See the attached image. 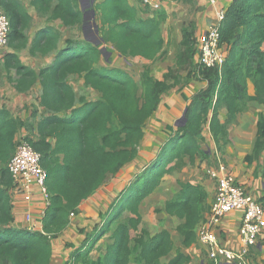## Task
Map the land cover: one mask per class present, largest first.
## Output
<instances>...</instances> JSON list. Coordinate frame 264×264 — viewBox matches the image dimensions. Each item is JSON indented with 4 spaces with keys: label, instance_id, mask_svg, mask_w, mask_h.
<instances>
[{
    "label": "trees",
    "instance_id": "16d2710c",
    "mask_svg": "<svg viewBox=\"0 0 264 264\" xmlns=\"http://www.w3.org/2000/svg\"><path fill=\"white\" fill-rule=\"evenodd\" d=\"M29 4L46 21L82 27L80 0H29ZM0 7L10 22L8 46L12 49L1 53L0 69L8 73L14 70L17 77L8 76V80L17 92H26L39 81V103L46 112L37 122L35 138L16 139L26 122L0 109V264H58L54 241L79 212V205L137 158L145 121L163 94L182 82V71H186L183 82L190 78L207 82L190 98L184 97L188 101L185 124L166 126L169 138L156 157L113 197L106 211L98 213L100 224L95 222L80 246L73 249V243H64L73 250L63 264L188 263L190 257L180 248L166 259L174 245L171 233L167 229L150 233L143 226L140 206L166 174L179 172L196 156L205 154L200 142L206 123L216 149L221 151L229 143L228 126L246 110L247 103L253 100L264 106V0H232L224 10L219 24V46L224 52L220 68L194 63L198 50L193 25L189 24L182 28L174 65L163 78L153 77L145 66L139 81L119 67L96 66L104 57L100 44L65 37L59 45L62 35L52 24L46 22L30 36L32 16L21 0H1ZM92 8L108 50L125 59L154 61L163 55L159 19L139 17L128 0H96ZM24 49L30 56L51 54V64L33 69L18 55ZM71 74L82 76L84 85L98 91L100 97H77L68 82ZM248 82L254 95L248 94ZM222 107L227 113L223 122L219 119ZM256 128L257 140L253 154L246 157L248 162L264 152L263 113ZM20 139L40 154L46 171L49 203L42 217L34 220L41 223V230L12 226L14 194H19L7 162ZM262 163L264 179V156ZM179 186L180 190L165 201L164 211L181 220L177 229L181 245L189 247L196 242V227L208 208L206 192L192 183L179 182ZM257 200L264 205V197ZM108 235L110 242L94 259L91 252Z\"/></svg>",
    "mask_w": 264,
    "mask_h": 264
},
{
    "label": "crops",
    "instance_id": "0c3cea01",
    "mask_svg": "<svg viewBox=\"0 0 264 264\" xmlns=\"http://www.w3.org/2000/svg\"><path fill=\"white\" fill-rule=\"evenodd\" d=\"M28 13L32 16L30 36L37 29L42 27L46 22L52 24L62 35L59 45H62L65 36L66 27L59 20L52 22L46 21V17H40L36 14L33 7L29 4V0H21ZM232 0H219L218 8L226 9ZM130 5L137 9V14L141 18L152 17L159 19V26L163 39V55H160L154 61L146 60L142 57H134L125 59L124 57L112 55L113 66L119 67L117 64L118 57L124 60V64L128 68L125 71L131 73L134 59L140 64H145L150 69V74L158 79H162L169 67L174 65V56L177 48L182 40V28L193 25L194 37L196 38L195 47L198 48L203 31L209 23L215 19V7L207 0H165L158 13L140 11L144 6L139 0H128ZM150 11V10H149ZM68 28V27H67ZM12 51L9 47L5 51ZM26 52V53H25ZM109 53L114 51L109 50ZM116 53V52H115ZM114 53V54H115ZM22 62L31 66L33 69L45 67L51 64L52 55L46 56H30L27 50H22V54L18 52ZM105 62H109L106 55L100 59L96 66H104ZM197 62L195 55L194 63ZM120 68V67H119ZM123 69V68H121ZM186 71L180 72L183 78ZM8 76L15 79L17 76L14 70L9 73L0 69V109L5 108L13 117L21 118L26 122V126L22 127L16 135V139L20 136L36 137V126L39 119L46 114L45 108L40 105L41 85L36 81L32 88L26 92H17L13 84L9 82ZM68 82L73 87L77 97L85 96L86 100H96L100 97V93L92 88L86 87L82 76L69 75ZM207 86L206 81H198L190 78L187 82H180L174 87L167 90L157 106V109L145 121L143 128V138L139 146L137 158L130 164L123 167L111 181L99 188L92 196L84 200L79 205V212L73 215L71 223L64 229L62 234L54 241L55 260L58 264H63L67 260L69 253L81 245L85 235L91 233L95 222L100 224L98 213L106 211L113 197L119 193L131 179L142 171L156 157L158 151L169 138L166 133V126H176V121L181 117L182 112L188 101L184 97L190 98L194 93ZM248 94L254 95V87L248 82ZM260 113L264 114V106L256 101H249L247 108L239 113L236 120L228 126L227 143L221 151H218L212 140L209 125L206 123L202 128L203 140L200 142V150L204 151L203 156H196L193 163H188L179 172L166 174L159 182L155 190L147 196L141 203L140 213L143 218V226L152 234L160 229L170 231L174 245L170 255L166 259L171 258L175 254V250L180 248L181 251L190 257V261L185 264H230L225 261L213 262L207 255L206 248L198 240V229L209 215L210 206L213 202L214 192L216 188V177L222 175L233 176L239 184L244 185L252 193L254 198L260 199L264 197V179L263 172V156L262 152L258 158L251 162L246 160L247 156L253 154L254 145L257 140L256 123ZM34 117H33V115ZM220 121L227 119L225 107L219 109ZM215 175V176H214ZM179 182L192 183L200 185L206 192L207 210L202 222L196 227V242L189 247L181 245V237L178 232V226L181 220L175 216H170L164 211V203L171 199L179 190ZM13 214L14 228L20 229L27 226L24 215L30 211L34 220H39L40 209L43 204L39 192H35L31 204H26L21 197L15 195ZM156 209H159L157 212ZM242 220V212L232 210L228 212L215 227L219 244L222 247L239 251L242 246L239 242L238 231ZM83 230V232H82ZM73 243V249L64 246V243ZM110 242L109 235L103 237L97 244L96 248L91 252V256L96 259L105 249L107 243ZM64 246V247H63ZM245 264H264V231L259 235L257 241L248 247Z\"/></svg>",
    "mask_w": 264,
    "mask_h": 264
},
{
    "label": "built area",
    "instance_id": "2783aa9c",
    "mask_svg": "<svg viewBox=\"0 0 264 264\" xmlns=\"http://www.w3.org/2000/svg\"><path fill=\"white\" fill-rule=\"evenodd\" d=\"M164 1L139 0L150 11H159ZM207 1L215 7V19L209 23L198 41L197 63L220 68L224 61V52L219 46V24L224 17V9L218 8L219 0ZM9 31V19L0 7V49L7 46ZM7 169L16 184V194H19L26 204H31L35 192H39L43 202L40 209V217H42L49 203V195L45 189L46 171L41 166L40 154L32 148L28 141L20 139L7 162ZM232 210L242 212L238 231L242 248L239 251L222 247L214 231L222 218ZM24 220L28 228L41 230V223L34 221L30 211L25 213ZM263 231L264 205L233 176L216 177V188L209 215L198 229V240L206 248L208 257L215 263L222 260L230 264H245L248 247L257 241Z\"/></svg>",
    "mask_w": 264,
    "mask_h": 264
},
{
    "label": "rangeland",
    "instance_id": "374dc122",
    "mask_svg": "<svg viewBox=\"0 0 264 264\" xmlns=\"http://www.w3.org/2000/svg\"><path fill=\"white\" fill-rule=\"evenodd\" d=\"M88 2H89V0H88ZM80 5H81V9L84 11V24L82 27L81 26H76L74 28H70V27L67 28L66 27L65 30L68 31V33L65 32V36L68 34L69 37H72L73 39H76V40L79 38L83 39L85 36L87 39L96 41L100 37L99 33L97 34L94 30V27H93L94 21L96 22V24H98L97 15L95 16L94 19L90 16L89 11L92 8L90 4L88 7H86V3L83 0H80ZM139 10L152 12V11H149V9L146 7H144V9H140V7H139ZM29 33H30V31H29ZM100 45H101V48L102 47H109L107 44H103V43H101ZM8 48H9V46L7 44V46H5L3 49H0V55L3 52V50H5V49L7 50ZM19 53L22 54V50L19 51ZM114 53H106L105 54L106 58H108V60H109L108 63H105L108 66L114 65V63H112V60H113L112 55H115L116 57L118 56L117 53H115V54ZM172 56H174V55H172ZM116 59H117V63H115V64H117L120 68H123V69L128 68V66L126 64H124V60L121 57H118ZM131 62L133 63V67H131V70H130L131 74L137 81H139L140 74L146 65L144 63L140 64V62H136L134 59H131ZM184 80H185V78L183 77L182 82ZM110 181H111V179H109V181L106 184H108Z\"/></svg>",
    "mask_w": 264,
    "mask_h": 264
},
{
    "label": "water",
    "instance_id": "95a60500",
    "mask_svg": "<svg viewBox=\"0 0 264 264\" xmlns=\"http://www.w3.org/2000/svg\"><path fill=\"white\" fill-rule=\"evenodd\" d=\"M95 1L96 0H89V4L91 5V7L93 6V4H94ZM89 4H88V6H89ZM89 12H90V16L94 19L95 18V11H94V9L91 8ZM83 24H84V18H83ZM83 24H82V26H83ZM93 27H94L95 32L98 34L99 33L98 24H96L95 21L93 22ZM84 38L88 42L94 43L95 45H98V44H101V43L104 42V40L101 37H99V39L96 40V41L87 39L85 36H84ZM107 48L108 47H102L101 48V52H102L103 55H105L106 53H109V50ZM186 110L187 109L185 107L184 110H183V112H182L181 117L176 121V125L180 126V125H184L185 124V122H186Z\"/></svg>",
    "mask_w": 264,
    "mask_h": 264
},
{
    "label": "flooded vegetation",
    "instance_id": "af4514ba",
    "mask_svg": "<svg viewBox=\"0 0 264 264\" xmlns=\"http://www.w3.org/2000/svg\"><path fill=\"white\" fill-rule=\"evenodd\" d=\"M83 1L86 3V7H88L89 4L88 0H83Z\"/></svg>",
    "mask_w": 264,
    "mask_h": 264
}]
</instances>
